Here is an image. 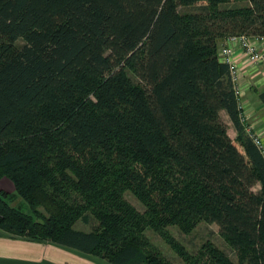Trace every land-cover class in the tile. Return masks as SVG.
<instances>
[{
  "label": "trees",
  "instance_id": "obj_1",
  "mask_svg": "<svg viewBox=\"0 0 264 264\" xmlns=\"http://www.w3.org/2000/svg\"><path fill=\"white\" fill-rule=\"evenodd\" d=\"M241 35L264 38V0H0V229L111 264H175L151 230L187 264H264V154L219 57ZM203 221L236 259L170 230Z\"/></svg>",
  "mask_w": 264,
  "mask_h": 264
},
{
  "label": "crops",
  "instance_id": "obj_2",
  "mask_svg": "<svg viewBox=\"0 0 264 264\" xmlns=\"http://www.w3.org/2000/svg\"><path fill=\"white\" fill-rule=\"evenodd\" d=\"M255 39L253 37V40ZM256 42L261 49H264V41L256 40ZM234 48L235 56L242 70L240 81L244 90V112L249 125L264 143V104L258 95V91L264 89V63L252 64L247 60L240 44L235 43ZM222 115L228 125L229 135L236 139L238 133L232 121L226 112H223ZM0 264L111 263L55 243L36 242L19 237H11L9 233L0 229Z\"/></svg>",
  "mask_w": 264,
  "mask_h": 264
},
{
  "label": "rangeland",
  "instance_id": "obj_3",
  "mask_svg": "<svg viewBox=\"0 0 264 264\" xmlns=\"http://www.w3.org/2000/svg\"><path fill=\"white\" fill-rule=\"evenodd\" d=\"M182 9H189V5H181ZM12 182L8 179L3 178L0 180V188L9 192H13ZM13 188V189H12ZM126 197L129 201H131L138 209L141 211L144 210V205L130 192H127ZM24 203V210L28 211L29 208L21 198H16L13 201V204ZM94 226V220L91 218L90 222L85 223L80 220L76 223L75 227L81 230H91ZM173 235L184 244L185 248H187L192 253H197L199 249L202 247L204 243L207 241H211L219 248L228 252L233 259H236L234 252L226 244L223 237L220 234V229L218 224L216 223H208V222H200L190 233H182L177 227H170ZM148 234L151 236L152 241L161 249L164 255L172 260L175 264H187L183 258L174 250L172 247L163 239L160 235H158L154 231H149ZM88 257V256H87Z\"/></svg>",
  "mask_w": 264,
  "mask_h": 264
},
{
  "label": "built area",
  "instance_id": "obj_4",
  "mask_svg": "<svg viewBox=\"0 0 264 264\" xmlns=\"http://www.w3.org/2000/svg\"><path fill=\"white\" fill-rule=\"evenodd\" d=\"M256 38V37H255ZM257 41H264V38H256L253 40V37H248L245 35L235 36L229 38L225 45L219 52L220 60L224 63H227L230 68V72L235 85V92L239 99V105L243 110L241 114V121L246 125V130L249 133L250 137L253 139L254 143L258 146V148L264 154V143L260 139V137L253 131L252 127L249 125L247 121V117L244 112L243 105V85L241 83V74L242 70L235 56V48L234 44L238 43L242 47L244 54L248 61L252 64H261L264 63V49L258 46Z\"/></svg>",
  "mask_w": 264,
  "mask_h": 264
}]
</instances>
